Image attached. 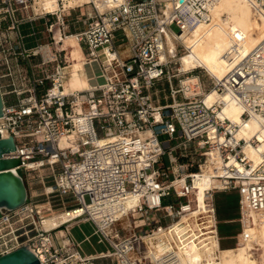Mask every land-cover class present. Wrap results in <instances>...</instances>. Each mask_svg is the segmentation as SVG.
<instances>
[{
	"label": "built area",
	"instance_id": "obj_1",
	"mask_svg": "<svg viewBox=\"0 0 264 264\" xmlns=\"http://www.w3.org/2000/svg\"><path fill=\"white\" fill-rule=\"evenodd\" d=\"M70 1L55 0L47 11L36 0H0V43L26 53L0 56V131L17 150L4 157L20 158L17 168L44 196L0 217V256L26 249L40 264H189L186 249L204 253L213 240L219 245L214 195L229 191L239 196L236 246L250 239L249 214L264 219V151L252 166L243 149L258 151L259 142L237 138L240 125L225 116L224 104H208L203 95L178 101L181 91L173 87L185 50L179 39L208 23L221 0ZM246 3L264 20V0ZM38 26L51 56L27 52L25 40ZM167 33L177 36L173 51ZM68 37L84 71L89 67L87 90L65 93ZM229 62L208 92L229 96L243 109V122L253 117L264 125V38ZM164 83L170 101L161 104L153 90ZM208 167L215 183L200 202L194 178ZM81 223L92 226L105 251L82 254L66 231Z\"/></svg>",
	"mask_w": 264,
	"mask_h": 264
},
{
	"label": "bare ground",
	"instance_id": "obj_2",
	"mask_svg": "<svg viewBox=\"0 0 264 264\" xmlns=\"http://www.w3.org/2000/svg\"><path fill=\"white\" fill-rule=\"evenodd\" d=\"M89 1L71 0L69 5L76 6ZM94 1L97 6H101L100 0ZM35 4L47 11H53L57 7L55 0H36ZM173 38L177 39V36L167 33L166 40L170 51L175 49ZM263 38L264 20L260 21L253 16L246 0H221L212 12L208 23H202L192 31L184 32L179 39L186 50L179 59L181 63L180 73L203 70L215 82L222 81L229 68V61L234 60L238 53L250 52ZM62 49L66 51L74 49L68 54L72 63L64 70L66 74L65 93L87 90L89 84L83 64L80 61L82 54L75 39L73 37L64 39ZM182 85L187 95L202 94L197 77H187L182 81ZM191 86H194V89L189 92ZM204 100L208 104L213 102L224 104L223 113L225 116L232 123L240 125L237 134L238 139H244L247 142L256 139L259 142L258 151L251 144H247L243 149L245 160L254 167L258 166L262 162L259 152L264 151V125L262 121L251 117L243 122L241 120L243 109L238 104H234L229 96L219 95L214 90L206 93ZM231 165L239 169L242 168L236 162H231ZM214 173L215 171L208 167L194 178L200 202L203 190L215 183L211 179ZM249 221L251 223L248 228L250 239L238 244L233 249H220L217 241L213 240L204 253L190 249L183 251V261L189 264H264V219L259 218L255 213H250ZM259 241H261L260 249H256ZM256 251L262 253L258 258L254 255Z\"/></svg>",
	"mask_w": 264,
	"mask_h": 264
},
{
	"label": "rangeland",
	"instance_id": "obj_3",
	"mask_svg": "<svg viewBox=\"0 0 264 264\" xmlns=\"http://www.w3.org/2000/svg\"><path fill=\"white\" fill-rule=\"evenodd\" d=\"M85 4V3H84ZM79 15V12L71 13V16H69L68 20L71 22L73 21L76 16ZM172 30L177 33L178 30L176 27H172ZM31 33V31L24 29L23 34L28 35ZM46 34V33H45ZM48 42L47 34H46V43ZM25 47L28 50L27 52H30L32 49L36 47L35 41L33 37H28L25 40ZM30 50V51H29ZM71 52L74 51V49H69ZM76 51V49H75ZM14 52V54H13ZM184 52H180L177 56V64L174 66L175 68H180V61L179 59L184 55ZM0 56H26V53H23L21 55L18 54L17 50H15V45L13 43L11 44H4L2 45L0 43ZM33 59L31 58V61ZM34 61V60H33ZM86 74L90 75L89 67H86L85 69ZM180 72V70H179ZM190 73V74H189ZM175 74L177 75V78L173 80V87L176 90L181 91L178 101L183 100L184 98H188L189 100L195 98V95H187L185 92V88L182 85V81H184L187 77H197L199 84H200V90L202 91L201 96L208 93V91L212 88L215 81L207 76V74L203 70H193L189 71L187 73H179L177 74L175 71ZM194 89V86L190 87V91ZM153 94L155 95L156 99L159 101V103H163L165 101L169 102V88L167 84L158 85L154 90ZM181 140H176L172 142L170 145H176ZM189 149H193V146L187 147ZM165 163L167 165V159H165ZM22 171V177L25 181V186L28 191V198H32L36 202H43L44 196L42 195L43 190L42 188L38 186L32 187V185H28V174L27 172ZM237 192V191H236ZM234 191L229 192H218L214 195V206L216 210V217L218 220V237H219V248L225 249V248H232L236 247V235L240 232V225L239 223H223V220H228L234 217L238 216V193ZM65 229V228H63ZM66 230V229H65ZM69 234V236L75 240V242H81L84 240V238H88V241H84L80 244L79 248L84 254H94L93 252L106 250V246H103L101 244L97 243L98 238L93 235V228L90 224L87 223H81L79 225H74L72 227H69L66 230ZM58 238V237H57ZM65 244V242H64ZM261 244V241H259V244L256 246V249H260L259 245ZM262 254L261 252H254V255L258 258V256Z\"/></svg>",
	"mask_w": 264,
	"mask_h": 264
},
{
	"label": "water",
	"instance_id": "obj_4",
	"mask_svg": "<svg viewBox=\"0 0 264 264\" xmlns=\"http://www.w3.org/2000/svg\"><path fill=\"white\" fill-rule=\"evenodd\" d=\"M0 94V118L2 113ZM17 151L14 139L7 130L0 131V217L22 207L28 199V191L22 177L20 158L4 157ZM0 264H40L38 258L29 250L18 249L0 256Z\"/></svg>",
	"mask_w": 264,
	"mask_h": 264
},
{
	"label": "crops",
	"instance_id": "obj_5",
	"mask_svg": "<svg viewBox=\"0 0 264 264\" xmlns=\"http://www.w3.org/2000/svg\"><path fill=\"white\" fill-rule=\"evenodd\" d=\"M33 39H34L35 45H36L34 50L37 51V52H35V55H33V56H51L52 55L51 47H49L47 45V43H46V34H45L44 29H43L42 26H38L37 27ZM67 52L69 54L71 51L67 50ZM34 61L38 62L39 58L34 59ZM234 192H236V191H234ZM238 199H239V197H238ZM238 209H239V207H238ZM238 218H239V210H238V216L237 217H234V218H231V219H228V220L227 219L223 220V223H238ZM57 236L64 238L65 232L64 231H60V232L57 233ZM82 242H84V240H82L81 242H76V243L81 244ZM56 243L59 244V245L61 244V241L59 240V238H57ZM233 248H235V247L225 248V249H233ZM101 251H103V250L96 251V252H93V253H98V252H101ZM82 254H84V253L82 252ZM84 255H90V254H84Z\"/></svg>",
	"mask_w": 264,
	"mask_h": 264
}]
</instances>
